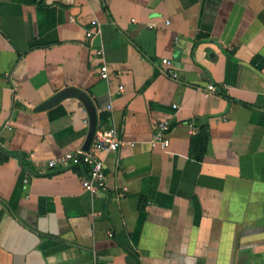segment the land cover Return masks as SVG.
<instances>
[{"label":"crops","instance_id":"0c3cea01","mask_svg":"<svg viewBox=\"0 0 264 264\" xmlns=\"http://www.w3.org/2000/svg\"><path fill=\"white\" fill-rule=\"evenodd\" d=\"M68 87L123 142L95 193L48 166L88 134L35 112ZM0 264H264V0H0Z\"/></svg>","mask_w":264,"mask_h":264},{"label":"built area","instance_id":"2783aa9c","mask_svg":"<svg viewBox=\"0 0 264 264\" xmlns=\"http://www.w3.org/2000/svg\"><path fill=\"white\" fill-rule=\"evenodd\" d=\"M168 24V22H166ZM99 32L98 23L92 22L91 28L86 31V38L91 39ZM101 55V52H99ZM162 68L160 72L173 80H177L176 73L171 68L168 60H162ZM101 77L108 79V69L105 64L100 68ZM207 93L215 92V87L208 85L205 89ZM175 108V107H174ZM172 123L169 120L158 122L152 132L150 144L152 147L159 146L163 149L169 146L168 133ZM123 142L119 140L118 133L115 128L97 129L94 140L88 151L76 150L67 152L48 161L50 168L63 166H86V171L81 175L82 188L88 192L95 193L98 190L106 189V175L104 172L103 154L106 152H116ZM125 189L117 193L118 197H123Z\"/></svg>","mask_w":264,"mask_h":264},{"label":"water","instance_id":"95a60500","mask_svg":"<svg viewBox=\"0 0 264 264\" xmlns=\"http://www.w3.org/2000/svg\"><path fill=\"white\" fill-rule=\"evenodd\" d=\"M70 98L79 100L87 112L88 134H87L85 143L82 147V151H88V149L90 148L94 140V137H95V134L98 128V116H97V112H96V109H95V106L92 100L84 91L78 88H74V87L65 88L59 91L58 93H56L55 95H53L48 100L39 104L35 108V112H42V111L49 110L57 106L62 101L66 99H70Z\"/></svg>","mask_w":264,"mask_h":264},{"label":"trees","instance_id":"16d2710c","mask_svg":"<svg viewBox=\"0 0 264 264\" xmlns=\"http://www.w3.org/2000/svg\"><path fill=\"white\" fill-rule=\"evenodd\" d=\"M106 120H107V116L106 115H103V114L100 115V124H105ZM200 134H203V132L200 131Z\"/></svg>","mask_w":264,"mask_h":264}]
</instances>
